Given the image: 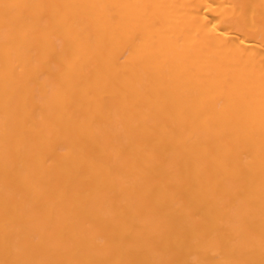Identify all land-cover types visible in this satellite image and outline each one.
Segmentation results:
<instances>
[{
  "label": "bare ground",
  "instance_id": "1",
  "mask_svg": "<svg viewBox=\"0 0 264 264\" xmlns=\"http://www.w3.org/2000/svg\"><path fill=\"white\" fill-rule=\"evenodd\" d=\"M0 264H264V0H0Z\"/></svg>",
  "mask_w": 264,
  "mask_h": 264
}]
</instances>
